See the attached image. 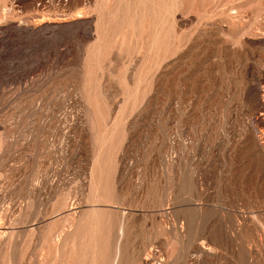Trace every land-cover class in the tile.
Returning a JSON list of instances; mask_svg holds the SVG:
<instances>
[{
	"label": "rangeland",
	"instance_id": "rangeland-1",
	"mask_svg": "<svg viewBox=\"0 0 264 264\" xmlns=\"http://www.w3.org/2000/svg\"><path fill=\"white\" fill-rule=\"evenodd\" d=\"M263 83L264 0H0V264H264Z\"/></svg>",
	"mask_w": 264,
	"mask_h": 264
},
{
	"label": "built area",
	"instance_id": "built-area-1",
	"mask_svg": "<svg viewBox=\"0 0 264 264\" xmlns=\"http://www.w3.org/2000/svg\"><path fill=\"white\" fill-rule=\"evenodd\" d=\"M259 96H260V101H261V103H262V105H263V107H264V83L263 84H260V86H259ZM262 113H264V112H262ZM263 116H264V114H262ZM260 137V136H259ZM261 138V137H260ZM262 139V138H261ZM260 139V140H261ZM263 139H264V135H263ZM264 141L263 140H261V143H263Z\"/></svg>",
	"mask_w": 264,
	"mask_h": 264
},
{
	"label": "bare ground",
	"instance_id": "bare-ground-1",
	"mask_svg": "<svg viewBox=\"0 0 264 264\" xmlns=\"http://www.w3.org/2000/svg\"><path fill=\"white\" fill-rule=\"evenodd\" d=\"M116 255H117V253H116ZM150 256V255H149ZM116 261V260H115Z\"/></svg>",
	"mask_w": 264,
	"mask_h": 264
}]
</instances>
